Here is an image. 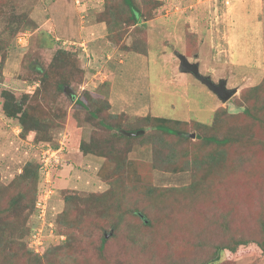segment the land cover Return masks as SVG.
I'll return each mask as SVG.
<instances>
[{
    "label": "rangeland",
    "instance_id": "1",
    "mask_svg": "<svg viewBox=\"0 0 264 264\" xmlns=\"http://www.w3.org/2000/svg\"><path fill=\"white\" fill-rule=\"evenodd\" d=\"M130 1L137 19L123 0H0V264H30V253L44 257L69 233L76 242L52 264H264L253 243L212 260L231 237L258 239L264 221V174H233L235 153L207 176L210 190L180 205L158 208L139 193L181 191L194 180L201 170L160 160L168 146L180 162L191 159V145L182 155L196 140L195 121L217 116L219 137L249 128L264 140V0ZM179 54L233 95L222 101L180 71ZM7 99L23 115L12 117ZM165 117L191 133L186 146L151 141L150 123ZM138 126L142 133L119 136ZM113 134L120 141L110 160ZM134 207L147 208L151 228L136 222Z\"/></svg>",
    "mask_w": 264,
    "mask_h": 264
},
{
    "label": "trees",
    "instance_id": "2",
    "mask_svg": "<svg viewBox=\"0 0 264 264\" xmlns=\"http://www.w3.org/2000/svg\"><path fill=\"white\" fill-rule=\"evenodd\" d=\"M125 4L129 7L131 14L133 15L134 18L137 19V12L135 11V8L133 7V4L130 0H123ZM12 97V96H11ZM93 100V99H92ZM15 103L12 99L4 101L2 104L3 108L8 112L11 113V116L14 117L16 113H21L23 115V112H21V109L18 107L17 109L15 108ZM250 116V114H249ZM248 116V117H249ZM252 119L254 115L251 116ZM21 120L23 118L19 119L20 124H22ZM157 122L150 123V127L154 130V134L156 137L151 136V141L155 144L156 140L158 139L157 142L161 144L163 138H168V137H176L177 139L180 140L182 147L186 146V143L189 141V134L182 133V131H179L177 128L179 121H170V118H159L155 119ZM220 119L216 116L214 119V124H207V123H200V122H193L192 125L194 126H199V132L195 134L194 136L191 137H196V140H194L192 143L187 146L188 149H185L184 157L187 156L189 149L191 148V159L190 160H184V161H179L180 157L175 156V147L174 146H168L166 155H165V160H160L162 163H166L167 167L171 170H182L185 167H189L190 165L193 166L194 169L196 170H201L200 172L197 173V175H194V180L190 183L189 186L183 187L185 189L174 192L173 189H168V188H162L159 190L158 196H156L155 189L152 187H143L142 190H140L139 193L148 196L151 195L153 196V203L158 207L161 208V204H164V201H168L169 203H172L173 205L171 207H174L178 202L180 201H185L186 199L189 198V196L195 194V192L203 190V188H208L210 190V182H206L207 176L213 173V170L216 169H223L225 166L228 167L230 157L233 153H235V158H234V166L231 170L233 171V174H236L235 170H242L244 169L246 173H251L250 175L255 176L257 173L259 174H264V165L260 163V159L258 157V152L260 150H264V140L263 139H257L254 138L255 135L253 134L250 129L244 128L243 132H239L238 134H241L240 136L236 137H230L228 136L227 138L224 137H219L220 134H222V128L219 125ZM186 126L189 124L187 121L184 122ZM23 125V124H22ZM260 129L262 130L263 137H264V123H260ZM144 127L138 126L136 128H128L125 130H122V134L119 136H123V133L127 132H135L138 130H142ZM252 132V133H251ZM188 133V132H187ZM215 133V134H214ZM119 136H115L114 134L111 137H114L112 140L113 144L111 147H106V152L109 154L108 157L110 160H114L113 157L115 156L112 153L113 147H116L114 144L119 142L120 139ZM109 137V138H111ZM129 139V138H128ZM130 140V139H129ZM167 140V139H166ZM123 141V142H122ZM122 144L125 145L127 141L121 140ZM105 144V143H104ZM153 144V145H154ZM191 147L189 148V146ZM155 147L157 145H154V150H157ZM105 149V148H104ZM95 150V148H94ZM82 151L84 152L85 149L82 147ZM189 152V153H190ZM256 154V155H255ZM256 159V163L254 164L253 159ZM122 164V163H118ZM125 164V159H123V166ZM244 165L247 166V169L244 167ZM242 166V167H241ZM178 168V169H177ZM216 168V169H214ZM132 171H136V168L132 167ZM202 172V173H201ZM201 174V176H198ZM263 176V175H262ZM261 176V177H262ZM197 178V180H195ZM117 183L116 180L112 179V181L109 182L110 187L115 185ZM134 189L131 190V192ZM143 191V193H142ZM146 191H148L147 194ZM131 192H128L131 193ZM174 192V193H173ZM166 193H171L174 196H165ZM209 192H206L204 190V195H208ZM119 197H124L122 194L118 193L116 194ZM204 198H208L204 197ZM136 202L141 199L140 196H136ZM68 200V195L65 197V201ZM195 202V200H193ZM142 206V205H140ZM139 207H134L131 211L133 215L137 218L136 222L141 224L142 226H145L147 228H151V223L148 215L147 208L143 209H138ZM259 238L256 239L255 237L252 238H246L242 236L234 237L230 239L229 243L228 242H221L215 246L214 253L216 255L213 256L212 260H218L220 252L221 251H230L234 252L236 251L238 246H243L248 243H253L257 248L260 250V252L264 255V221L259 220ZM66 222V221H65ZM76 222V221H75ZM76 223H79L78 226L80 225V229L83 228V224L81 221L77 220ZM64 227V226H63ZM222 233H225V236H228V226H222ZM69 229L74 228L73 225L68 226ZM78 228V227H77ZM76 235H73L69 233L66 236V239H61L59 238V244L55 246V248L52 249H46V254H44V257H40L38 255H34L30 253V264H52L49 259L51 257H54V255H57L59 253V250H63L64 248H69V245L71 243L76 242ZM196 237V236H194ZM194 239V238H193ZM103 241H105L104 237H102V241L99 247V250L101 251L103 249ZM231 242V243H230ZM209 245H212L211 243ZM49 248V246H48ZM45 253V252H44ZM74 260V259H73ZM211 261V260H210ZM75 264H77V261L75 260ZM207 262H204L202 264H206ZM79 264V263H78Z\"/></svg>",
    "mask_w": 264,
    "mask_h": 264
},
{
    "label": "water",
    "instance_id": "3",
    "mask_svg": "<svg viewBox=\"0 0 264 264\" xmlns=\"http://www.w3.org/2000/svg\"><path fill=\"white\" fill-rule=\"evenodd\" d=\"M178 57L180 60L179 70L185 73L192 74L194 77H196V79H198L201 83H203L209 90H211L220 100L226 101L235 92L234 88L226 87V81L224 79H221L218 81V83H215L214 81H212V79L209 76L202 75L199 72L198 64L189 63V61L184 55L179 54ZM142 132L143 131L140 130V131L131 132L130 134H137Z\"/></svg>",
    "mask_w": 264,
    "mask_h": 264
},
{
    "label": "built area",
    "instance_id": "4",
    "mask_svg": "<svg viewBox=\"0 0 264 264\" xmlns=\"http://www.w3.org/2000/svg\"><path fill=\"white\" fill-rule=\"evenodd\" d=\"M44 168V167H43Z\"/></svg>",
    "mask_w": 264,
    "mask_h": 264
}]
</instances>
